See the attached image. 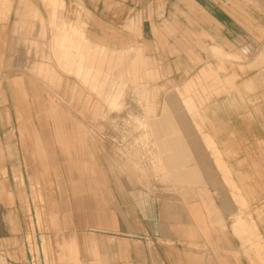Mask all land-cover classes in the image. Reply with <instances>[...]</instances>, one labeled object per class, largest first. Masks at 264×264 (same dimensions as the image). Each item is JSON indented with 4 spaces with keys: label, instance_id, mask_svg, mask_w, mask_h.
<instances>
[{
    "label": "crops",
    "instance_id": "crops-1",
    "mask_svg": "<svg viewBox=\"0 0 264 264\" xmlns=\"http://www.w3.org/2000/svg\"><path fill=\"white\" fill-rule=\"evenodd\" d=\"M5 2L10 12L0 15V20H4L0 22V244L5 247L0 252L1 262L7 261L13 229L23 227L22 204L29 195L28 188L21 185L27 176L28 157L21 154L22 149L19 154L17 143L22 148V141H17L16 125L21 123L20 131L24 130L22 117L29 112L21 107L31 94L36 95L35 99L44 98L41 79L33 81L25 73L31 66L26 54L20 65L14 55L25 53L21 37L39 35L40 21L46 18L43 0ZM52 3L57 10L65 3L72 11L78 9L82 13L86 35H80L75 52L69 56L76 75L83 76L93 92H99L102 86L101 70L94 61L104 51L140 50L141 41L148 51L162 59L161 66L172 77L168 53L173 51L174 23L201 47L209 46L218 53L233 51L231 41H225L228 44L221 41L223 33L213 6L207 8L201 0H52ZM231 12L233 15L236 12L234 5L229 9ZM58 34L61 44L71 42L67 32ZM147 34L152 39L148 44L144 40ZM84 43L93 52L83 53L80 45ZM10 56L14 61L9 60ZM239 89V96L230 95L223 103L197 107L196 123H190L189 118H174L178 115L170 111L167 102L159 118H149V129L163 153L159 162L164 163L173 182L191 185L182 191L184 198L153 193L136 176L124 171L123 165L112 156L100 158L106 166L101 168L100 189L92 193L95 197L91 201L99 205L100 217V223L91 226L100 227L103 233L98 241L102 253L95 264H264V84L245 78ZM237 99H244V103L237 106ZM181 105L190 111L196 108L192 98L182 99ZM14 115L21 119L14 120ZM194 132L197 135L190 134ZM206 164L210 165L208 170ZM208 193L211 198L206 196ZM18 196L22 197L21 209ZM58 207L54 203L53 228L63 226ZM249 213L251 219L239 221L240 216ZM67 226L84 225L68 219ZM21 235L24 238L21 259L30 264L29 248L25 251L30 243L23 231ZM54 237L50 238L54 260L58 255L65 264H79L75 247L63 246L61 253V237ZM92 239L98 240L96 236Z\"/></svg>",
    "mask_w": 264,
    "mask_h": 264
},
{
    "label": "rangeland",
    "instance_id": "rangeland-1",
    "mask_svg": "<svg viewBox=\"0 0 264 264\" xmlns=\"http://www.w3.org/2000/svg\"><path fill=\"white\" fill-rule=\"evenodd\" d=\"M43 1L46 18L40 21V34L21 37L25 53H15L17 59L12 60L11 56L9 59H15L20 65L26 54L31 66L25 73L33 81L41 79L44 98L35 99L36 95L31 94V98L24 101L26 108L21 107L29 112L22 117L24 130L20 131L21 123L16 125L17 141H22V148L17 143L19 154L22 149L21 154L28 157L27 176L21 185L28 188L29 195L22 204L23 227L13 229L7 261L0 264H28L26 259H21L24 255L22 231L30 243L25 247V251L29 248L30 264H65L58 255L54 260L50 244L54 235L61 237V253L63 246L71 244L77 251L79 264H95L96 257L102 253L99 239L103 233L100 227L91 226L100 223L99 205L91 201L95 197L92 193L100 189L101 168L106 166L100 158L106 160L108 155L112 156L123 165L124 171L136 176L153 193L184 198L182 191L191 185L182 186L172 181L164 163L159 162L163 153L147 122L149 118H159L167 102L170 111L178 115L174 118H189L190 123H196L197 107H212L225 102L230 95L239 96V83L245 78L258 79L264 84V0H201L207 8L213 6V14L223 33L221 41L224 44L231 41L233 51L221 49L218 53L209 46L201 47L193 37L182 34L184 29L174 23L173 51L168 53L172 77L161 66L162 59L148 51L144 41L140 50L104 51V55L94 61L101 70L99 92H93L83 76L76 75L69 56L75 52L80 35H86L81 11H72L65 3L57 10L52 0ZM232 5L236 8V20L233 13H229ZM6 12H10V7L5 0H0V15ZM60 31L68 33L69 44L59 42ZM144 40L148 44L152 39L147 34ZM80 49L83 53L93 52L86 43L80 45ZM197 63L201 64L199 68H196ZM110 79L116 80V90L111 92L112 83L107 81ZM114 98L117 103L111 105L110 100ZM184 98L195 100L196 108L192 111L184 108L181 105ZM237 102L238 106L244 99ZM12 106L15 108L14 104ZM181 113L186 115L181 116ZM13 119L21 117L14 115ZM207 134L200 133L201 136ZM206 148L210 149V145ZM208 166L206 164V170ZM215 166L222 170L220 164L215 163ZM209 195L206 196L211 198ZM21 198H17L19 209ZM54 203L59 205L61 213L63 226L59 228L52 227ZM248 217L252 218L250 213L238 219ZM68 219L84 226L68 227ZM92 236L98 240L94 241ZM4 249L0 244V252Z\"/></svg>",
    "mask_w": 264,
    "mask_h": 264
},
{
    "label": "bare ground",
    "instance_id": "bare-ground-1",
    "mask_svg": "<svg viewBox=\"0 0 264 264\" xmlns=\"http://www.w3.org/2000/svg\"><path fill=\"white\" fill-rule=\"evenodd\" d=\"M214 51H218V50H214ZM116 82L114 81L112 84H111V86H110V88L112 89L116 84H115ZM93 90H95V89H93ZM117 98V97H116ZM116 103H117V99H113V100H110V104L111 105H116ZM113 111V110H112Z\"/></svg>",
    "mask_w": 264,
    "mask_h": 264
}]
</instances>
